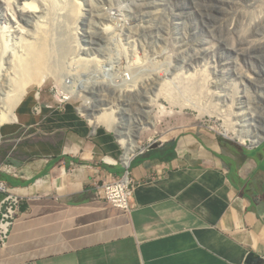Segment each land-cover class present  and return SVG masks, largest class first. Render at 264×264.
Wrapping results in <instances>:
<instances>
[{
	"label": "crops",
	"instance_id": "crops-1",
	"mask_svg": "<svg viewBox=\"0 0 264 264\" xmlns=\"http://www.w3.org/2000/svg\"><path fill=\"white\" fill-rule=\"evenodd\" d=\"M57 103L27 94L0 128V182L24 198L0 264H264V140L184 136L127 170L112 133ZM127 172L129 213L99 198Z\"/></svg>",
	"mask_w": 264,
	"mask_h": 264
},
{
	"label": "rangeland",
	"instance_id": "rangeland-1",
	"mask_svg": "<svg viewBox=\"0 0 264 264\" xmlns=\"http://www.w3.org/2000/svg\"><path fill=\"white\" fill-rule=\"evenodd\" d=\"M89 1L91 9L89 10V15H87V24L93 25L94 29L98 24L96 19L105 11L108 12L110 19H114V22L116 21L115 25H118V31L121 30L120 27L130 24V17L134 15L133 0H107L109 3L106 6L104 5V0ZM141 1L136 4H141L140 9L144 15L143 24L154 32V36L163 37L168 32L173 33V29L175 31V34L171 35L173 41L169 44L165 43L164 48H162L164 50L162 51L163 54L159 53L162 54L161 58L164 60L161 67L151 70L153 63L146 59L145 61L142 57H138L139 61L135 60V63L130 62L129 64L128 60L132 57L134 51L139 55H147V52H142L140 46L144 41L147 40L149 42L148 46L152 47L163 42L162 39L151 38L149 33L146 32L141 34L142 39L140 38L141 40H138L134 47L130 48L129 43L126 41V36L122 33H117L113 42L107 48H103L105 50L104 53L98 52L96 45L81 44V48L84 49L83 52L87 51V55H83L82 58L87 59L89 63L93 61L94 64L89 65L88 63L87 66H83L78 74V81L81 84L89 82L91 79L93 82H98L112 81L114 77H120L124 79V83L127 86L134 88L133 96L124 102V117L132 115L130 107H133V114H135L144 96L152 97L155 92L153 82L148 83L150 84L149 87L143 88L139 85L141 81L148 78H156L170 85V92H172L177 106L170 105L165 99L158 101L152 114L153 117L155 116L154 119L157 123L156 130L146 131L141 136L139 135L142 149L136 153L135 157H145L156 153L170 143L175 144L181 137L189 135L199 136L202 134L212 135L235 147L253 148L249 143L240 145L237 141L225 137L224 134L228 133L229 138H231L232 133H234L236 136L245 138V140H250L258 133L262 134L264 132V44L259 47H255L253 44L251 46L248 45L250 37L252 40L255 39L254 35L257 32H253L254 27L249 28L247 26L252 16L256 17L259 12L264 11L262 9L264 0H261L262 7L258 3L259 0ZM56 2L58 4L62 3L60 0H56ZM79 2L83 3L82 7H80L82 11H79V14H82L85 4L83 0H79ZM142 3L153 8L147 11L148 8H144L145 6H142ZM183 8L188 10L184 11ZM231 10L239 11L237 20L239 24L232 23V18L228 16V12L230 13ZM98 12L99 14H97ZM223 12L224 16L222 15ZM173 17H177L178 20L175 21ZM225 17L227 19H224ZM175 24H179L180 28L177 27L179 32L182 29L187 32L194 27L193 31L187 32L189 35L187 39L189 44L186 41L189 49L187 52H191L193 47L197 50L201 49L202 46L208 49L205 54H209V50L212 51L208 60L204 58L203 61H200L198 69L201 67L200 69L203 73L197 74V77L195 75L194 77L192 76L191 80L186 78L177 79L175 76L174 66H180V61L186 57L187 53L185 52V55L181 54L179 58L175 55L176 52H173L179 46L183 36L182 33L180 39L176 37L179 32L174 28ZM81 27L80 24L77 25L79 33L81 32ZM195 27L200 29L204 27V29L212 30L213 33H211V36L203 32L200 33L202 30L193 33ZM250 33L253 35H250ZM175 40L177 47H174ZM231 49L241 50L242 52L235 56L230 52ZM57 52L54 51L52 59L49 60L50 66H48L46 74L50 76L41 85L30 86L27 94H32L36 102L40 104L46 102L49 105L57 106L58 101L72 104L81 118L93 129L90 120L94 117V114L89 112L84 115L81 109L83 101L66 90L64 78L62 80V74L66 72L61 69ZM159 54H156L157 58ZM124 58L126 59L124 60ZM119 59L121 60L119 61ZM126 60L127 62H125ZM127 67L129 72L126 70ZM243 72L249 74L253 80L250 81L242 77ZM72 73L75 72L73 71ZM53 74H56L57 77H53ZM213 79L214 81L216 80L217 84L211 85ZM197 82L201 84V87L198 86L200 84H197ZM84 85L87 86L86 83ZM188 86L190 88L186 90ZM77 91L79 93L82 92L80 88ZM82 94L87 95V97H93L91 93L82 92L80 95ZM37 96L38 98H36ZM237 96H239L236 102L238 106H233L235 109H233L232 114L226 115V110L231 106L230 98ZM66 98L68 100H65ZM134 100L135 104L133 105L132 102ZM178 105L185 106L181 110ZM160 111H163V114H158ZM211 113H213V116H211ZM14 114L16 115V109ZM124 123L129 128V126H132L133 120L125 118ZM224 126L229 127V129L225 130ZM97 129L109 131L102 125H99ZM109 132L114 135L118 144V138L115 133Z\"/></svg>",
	"mask_w": 264,
	"mask_h": 264
},
{
	"label": "bare ground",
	"instance_id": "bare-ground-1",
	"mask_svg": "<svg viewBox=\"0 0 264 264\" xmlns=\"http://www.w3.org/2000/svg\"><path fill=\"white\" fill-rule=\"evenodd\" d=\"M60 1L62 3L58 4L56 0H0V128L7 123H15L16 115L14 113L15 109H17L16 107L19 106L21 101L25 98L30 86L41 85L47 77L50 76L46 74L47 68L50 66L49 60L52 59L54 51H58L61 69L66 72L64 74L61 73L63 75L62 80L64 78L66 90L72 95L78 96L83 101L81 109L84 115H87L89 112L94 114V117L90 120L94 131L99 125H102L109 131L115 133L118 138V143L123 149L121 161L129 167L136 153L142 149L139 142V135L141 136V134L146 131L156 130L157 123L154 119L155 116L153 117L152 114L158 101L160 99H165L170 105L177 106L175 104V99H173L172 92H170V85L156 78H148L141 81L139 85L143 88L149 87L150 84L148 83L153 82L155 85V92L152 97L148 95L144 96L135 114H133V107H130V113L132 115L124 117V102L133 96L134 88L127 86L126 83H124V79L120 77V79L114 77L112 81L98 82H93L91 79L89 82H83L81 84V82L78 81V74L81 72L80 70L83 66H87L89 63L87 59L82 58L83 55H87V51L83 52L84 49L81 48V44L96 45L97 51L104 53L105 50L103 48H107L113 42L117 33H122L126 36V41L129 43L130 48H132L138 40L142 39L141 34L147 32L150 35L149 37L162 39L163 42L151 47L148 46L149 42L147 40L144 41L140 46L142 52H147V55H139L134 51L128 62L129 64L130 62L135 63V60L139 59L138 57H142L144 60L146 59L153 63L151 70H156L161 67L164 61L161 58L163 54L162 51H164L162 48H164L163 46L165 43L169 44L173 41L171 35H173V33L175 34V31L173 29V33L168 32L167 35L163 37L159 35L154 36V32L143 24L144 15L143 11L140 9L141 4H136L141 0L132 1L134 15L130 17V24L125 23V26L120 27V31H118V25H115L116 21L114 22V19L112 20L109 18L107 11L98 16L96 19V23L98 24L95 29L93 25L90 26L87 24V15H89V10L91 9L89 0H83L85 6H83L84 12H82V14H79V11H82L80 7H82L81 5H83V3L79 2V0ZM108 3L107 0H104L105 6ZM143 3L142 6H145L144 8L147 7V11L153 8ZM258 3L262 7V1L259 0ZM262 9L264 10V7H262ZM183 10L187 11L188 9L186 10L183 8ZM97 14H99V12ZM222 15L224 16V12ZM228 16L232 18V23L239 24L237 23L239 11L231 10L230 13L228 12ZM173 19L175 21L178 20L177 17H173ZM224 19L227 18L225 17ZM78 24L82 26L80 33L77 30ZM247 26L249 28L254 27L253 32H257L254 35L256 37L255 39L252 40L250 37L248 45L251 46L253 44L255 47L263 45L264 11L259 12L256 17L252 16ZM177 27L180 28L179 24L174 25L176 30H178ZM192 29H190V31ZM185 31V29H182L180 32L178 30L179 34L176 35L178 39H180V35L183 33L178 47L176 45V40L175 43L173 42L175 44L174 47H177L173 50V52H176L175 55L177 57L189 50V43L187 41L189 35L187 32L190 31ZM196 31H201L200 33L203 32L210 36L211 33H213L212 30L204 29V27L201 29L195 27L193 33ZM250 35L253 34L250 33ZM207 50V48L202 46L201 49L195 50V47H193L191 52H187L186 57L182 58V61H180V66H174L177 79H190L192 76L194 77V75L196 76L197 74L203 73L200 69L201 67L198 69V66L200 61H203L204 58L208 60L209 55L212 54L210 50L209 54H205ZM230 52L236 56L242 51L231 49ZM156 54H159L158 58ZM125 59L126 58H124V60ZM120 60L121 59H119V61ZM125 62H127V60ZM91 64H94L93 61H90L89 65ZM128 67L126 70L130 68ZM73 71L75 73H72ZM53 77H57L56 74H53ZM242 77L250 81L253 80L246 72L242 73ZM84 83H86L87 86H85ZM197 84L200 83L197 82ZM214 84H217V82L213 79L211 85ZM198 86L201 87V84ZM63 88L65 87L63 86ZM78 88H80L83 93H91L93 97H87V95L84 94L80 95L82 92H76ZM189 88L190 86H188L186 90H189ZM238 98L239 96L230 98L229 101L231 106L226 110V115H231L233 109H235L233 106H238V103H236ZM65 100H68V98ZM132 104H135V100ZM178 106L179 109H181L185 105ZM158 114H163V111H160ZM211 116H213V113H211ZM125 118L133 120L131 127L129 126L128 128L125 125ZM250 120L253 121L252 118H250ZM223 128L225 130L229 129V127L225 126ZM153 134H155V132H153ZM224 136L228 137V139L237 141L241 145L249 143L251 146H256L264 140V132L262 134L258 133L250 140H245V138L236 136L234 133H232L231 138H229L228 133L224 134Z\"/></svg>",
	"mask_w": 264,
	"mask_h": 264
},
{
	"label": "built area",
	"instance_id": "built-area-1",
	"mask_svg": "<svg viewBox=\"0 0 264 264\" xmlns=\"http://www.w3.org/2000/svg\"><path fill=\"white\" fill-rule=\"evenodd\" d=\"M36 112H39L38 108L35 109V113ZM128 168L129 167H127V170ZM4 171L9 174L12 173L10 168ZM134 189L135 184L132 182L127 172L124 176L115 178L110 177L104 180L99 191V198L110 207L129 213L132 210L131 200ZM0 192L4 195L0 203V247L4 249L9 241L12 228L21 213V205L24 198L14 193L9 186L3 182H0Z\"/></svg>",
	"mask_w": 264,
	"mask_h": 264
},
{
	"label": "water",
	"instance_id": "water-1",
	"mask_svg": "<svg viewBox=\"0 0 264 264\" xmlns=\"http://www.w3.org/2000/svg\"><path fill=\"white\" fill-rule=\"evenodd\" d=\"M249 261L250 263H254V264H257V262L259 261L258 259H255V258H249Z\"/></svg>",
	"mask_w": 264,
	"mask_h": 264
}]
</instances>
